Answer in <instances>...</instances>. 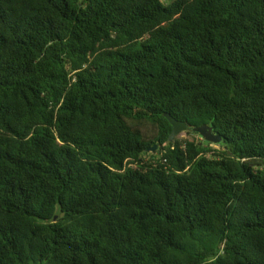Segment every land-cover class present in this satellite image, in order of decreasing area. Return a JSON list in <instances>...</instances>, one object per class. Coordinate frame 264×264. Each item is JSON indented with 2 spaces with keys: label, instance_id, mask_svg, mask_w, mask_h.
<instances>
[{
  "label": "trees",
  "instance_id": "16d2710c",
  "mask_svg": "<svg viewBox=\"0 0 264 264\" xmlns=\"http://www.w3.org/2000/svg\"><path fill=\"white\" fill-rule=\"evenodd\" d=\"M0 264H264V0H0Z\"/></svg>",
  "mask_w": 264,
  "mask_h": 264
},
{
  "label": "water",
  "instance_id": "95a60500",
  "mask_svg": "<svg viewBox=\"0 0 264 264\" xmlns=\"http://www.w3.org/2000/svg\"><path fill=\"white\" fill-rule=\"evenodd\" d=\"M164 118L169 122V124L172 126L170 135L168 137V141L172 142L173 139L178 136L179 134L185 133L186 130L188 129V126L185 122H180V120L175 119L169 114H164ZM212 127L208 126H199V127H194L192 129V132L198 134L201 139L209 144H219L221 141V138L215 134H212ZM158 147L156 145H153L151 148L148 149L147 152H155Z\"/></svg>",
  "mask_w": 264,
  "mask_h": 264
},
{
  "label": "rangeland",
  "instance_id": "374dc122",
  "mask_svg": "<svg viewBox=\"0 0 264 264\" xmlns=\"http://www.w3.org/2000/svg\"><path fill=\"white\" fill-rule=\"evenodd\" d=\"M178 138H179V140H193V139H196V140H202L200 136H196V135H193V134L188 135V134H186V133L179 134V135H178ZM212 146H213L214 148H217V147H218V144H212ZM157 151H158V149L155 150V152H147L148 155H146L145 157L147 158L148 156H150V154H154V155L156 156L155 153H156Z\"/></svg>",
  "mask_w": 264,
  "mask_h": 264
}]
</instances>
